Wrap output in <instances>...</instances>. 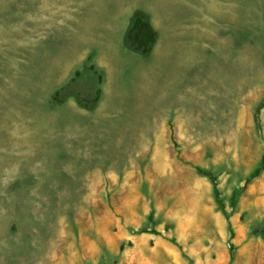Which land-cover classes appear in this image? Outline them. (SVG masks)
<instances>
[{"label":"rangeland","instance_id":"rangeland-1","mask_svg":"<svg viewBox=\"0 0 264 264\" xmlns=\"http://www.w3.org/2000/svg\"><path fill=\"white\" fill-rule=\"evenodd\" d=\"M0 264H264V0H0Z\"/></svg>","mask_w":264,"mask_h":264},{"label":"trees","instance_id":"trees-1","mask_svg":"<svg viewBox=\"0 0 264 264\" xmlns=\"http://www.w3.org/2000/svg\"><path fill=\"white\" fill-rule=\"evenodd\" d=\"M216 190L218 191V188H216ZM232 257L234 258V255Z\"/></svg>","mask_w":264,"mask_h":264}]
</instances>
